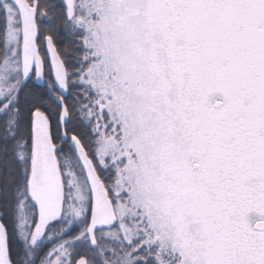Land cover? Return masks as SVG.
Masks as SVG:
<instances>
[{
    "label": "snow or ice",
    "instance_id": "1",
    "mask_svg": "<svg viewBox=\"0 0 264 264\" xmlns=\"http://www.w3.org/2000/svg\"><path fill=\"white\" fill-rule=\"evenodd\" d=\"M0 264H264V0H0Z\"/></svg>",
    "mask_w": 264,
    "mask_h": 264
}]
</instances>
